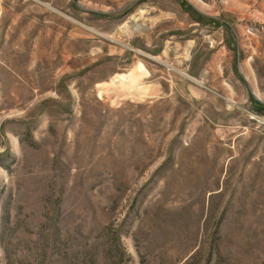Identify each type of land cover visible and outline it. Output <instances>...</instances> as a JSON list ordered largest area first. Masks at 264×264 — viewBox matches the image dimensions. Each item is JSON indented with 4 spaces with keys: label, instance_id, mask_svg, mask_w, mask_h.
<instances>
[{
    "label": "rangeland",
    "instance_id": "374dc122",
    "mask_svg": "<svg viewBox=\"0 0 264 264\" xmlns=\"http://www.w3.org/2000/svg\"><path fill=\"white\" fill-rule=\"evenodd\" d=\"M0 264H264V0H0Z\"/></svg>",
    "mask_w": 264,
    "mask_h": 264
},
{
    "label": "crops",
    "instance_id": "0c3cea01",
    "mask_svg": "<svg viewBox=\"0 0 264 264\" xmlns=\"http://www.w3.org/2000/svg\"><path fill=\"white\" fill-rule=\"evenodd\" d=\"M167 32H169L168 30H166ZM156 44V43H155ZM155 44H153V45H155ZM163 46V45H162ZM136 47H138V46H136ZM135 51L136 52H138V53H140L139 52V49H135ZM162 51V48H160V50H159V54H156V57H161L162 56V54H160V52ZM153 54H155V53H153ZM148 56V55H147ZM153 58H155V56H153ZM156 60V59H155ZM158 60V59H157ZM159 62H161V63H163L162 61H160V60H158ZM137 66H138V63H137ZM139 68H141L142 70H144L145 71V74H143L142 75V77L143 78H145V77H148V76H150L151 74H152V72L147 68V67H145L144 66V64L143 63H139ZM144 87H146V88H155V85H154V83L153 84H149V82H147V83H144V85H143ZM158 86H159V88H161V85H159L158 84ZM157 87V86H156ZM158 88V87H157ZM152 96V95H151ZM150 96V97H151Z\"/></svg>",
    "mask_w": 264,
    "mask_h": 264
}]
</instances>
